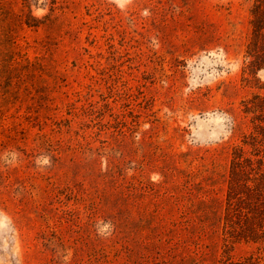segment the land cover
<instances>
[{"label":"rangeland","instance_id":"obj_1","mask_svg":"<svg viewBox=\"0 0 264 264\" xmlns=\"http://www.w3.org/2000/svg\"><path fill=\"white\" fill-rule=\"evenodd\" d=\"M263 132L264 0H0V264L258 251Z\"/></svg>","mask_w":264,"mask_h":264},{"label":"trees","instance_id":"obj_2","mask_svg":"<svg viewBox=\"0 0 264 264\" xmlns=\"http://www.w3.org/2000/svg\"><path fill=\"white\" fill-rule=\"evenodd\" d=\"M262 145L264 146V142ZM255 155L254 172L245 178L238 193L230 191V202L237 198V212L235 218L228 214L230 228L227 233L233 242L253 244L258 251L241 256L237 260L229 256L218 264H261L260 250L264 246V147L259 148Z\"/></svg>","mask_w":264,"mask_h":264}]
</instances>
